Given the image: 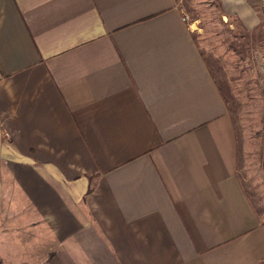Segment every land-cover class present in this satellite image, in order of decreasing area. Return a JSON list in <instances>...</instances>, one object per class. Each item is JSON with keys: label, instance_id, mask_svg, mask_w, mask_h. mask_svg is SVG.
<instances>
[{"label": "crops", "instance_id": "1", "mask_svg": "<svg viewBox=\"0 0 264 264\" xmlns=\"http://www.w3.org/2000/svg\"><path fill=\"white\" fill-rule=\"evenodd\" d=\"M216 2L264 73L261 0ZM184 15L0 0V264H264L261 189Z\"/></svg>", "mask_w": 264, "mask_h": 264}, {"label": "rangeland", "instance_id": "2", "mask_svg": "<svg viewBox=\"0 0 264 264\" xmlns=\"http://www.w3.org/2000/svg\"><path fill=\"white\" fill-rule=\"evenodd\" d=\"M176 2L192 24L195 41L227 102L240 142L241 176L247 187L252 182L257 193L261 189L257 204L264 211V73L255 54L258 46L235 23L223 21L216 0Z\"/></svg>", "mask_w": 264, "mask_h": 264}, {"label": "built area", "instance_id": "3", "mask_svg": "<svg viewBox=\"0 0 264 264\" xmlns=\"http://www.w3.org/2000/svg\"><path fill=\"white\" fill-rule=\"evenodd\" d=\"M261 9H262V13L264 16V0H261ZM183 20L186 22H189L188 17L186 15L183 16ZM262 35H263V39H264V26H263ZM263 58H264V53H263Z\"/></svg>", "mask_w": 264, "mask_h": 264}]
</instances>
